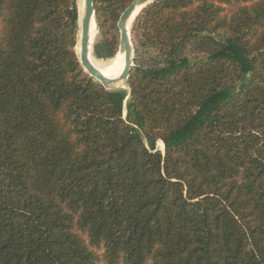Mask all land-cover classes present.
<instances>
[{"label": "trees", "instance_id": "obj_1", "mask_svg": "<svg viewBox=\"0 0 264 264\" xmlns=\"http://www.w3.org/2000/svg\"><path fill=\"white\" fill-rule=\"evenodd\" d=\"M131 2L93 0L95 59ZM77 3L0 0V264H264V0L147 6L128 93Z\"/></svg>", "mask_w": 264, "mask_h": 264}, {"label": "water", "instance_id": "obj_2", "mask_svg": "<svg viewBox=\"0 0 264 264\" xmlns=\"http://www.w3.org/2000/svg\"><path fill=\"white\" fill-rule=\"evenodd\" d=\"M156 0H132L131 4L121 14L117 28L119 32V45L117 54L123 57L124 68L121 75L116 80H108L102 73L96 70L91 62L90 55L92 54V44H90V24L93 20L96 26L93 0H84L83 13L79 16V35L78 43L79 53H77L79 64L83 71L94 81L98 82L106 91L123 90L124 86L128 87V78L133 67L134 48L131 40V28L128 25L131 22V27L138 14L147 6ZM204 35H207L204 33ZM249 77L246 76L242 83H246ZM160 151V150H159ZM164 151V148H163Z\"/></svg>", "mask_w": 264, "mask_h": 264}, {"label": "bare ground", "instance_id": "obj_3", "mask_svg": "<svg viewBox=\"0 0 264 264\" xmlns=\"http://www.w3.org/2000/svg\"><path fill=\"white\" fill-rule=\"evenodd\" d=\"M77 7H78V15L81 16L83 13L84 0H78ZM131 22L132 20L128 25L129 29L131 27ZM96 36H97L96 26L94 21L92 20L90 24V44H92L95 41ZM76 53H79V45L76 46ZM90 62L92 66L100 73H102L104 77H106L108 80H116L117 78H119L124 68L123 57L119 54H116L114 58H112L109 61L97 60L91 54ZM158 148L160 150L164 148L162 142H158Z\"/></svg>", "mask_w": 264, "mask_h": 264}, {"label": "rangeland", "instance_id": "obj_4", "mask_svg": "<svg viewBox=\"0 0 264 264\" xmlns=\"http://www.w3.org/2000/svg\"><path fill=\"white\" fill-rule=\"evenodd\" d=\"M130 28L132 29V27H130ZM131 40H132V36H131ZM132 44H133V48H134V43H133V41H132ZM116 54H117V53H116ZM120 90H121V89H120ZM123 90H124V91H127V93H128V91H129V90H128V87H125V86H124ZM125 101H126V100H125ZM125 101H124V103H123V116H124V117L126 116V108H125V105H126V104H125ZM156 146H157V150H160V149L158 148V143H157ZM160 151L163 152V149L160 150Z\"/></svg>", "mask_w": 264, "mask_h": 264}]
</instances>
